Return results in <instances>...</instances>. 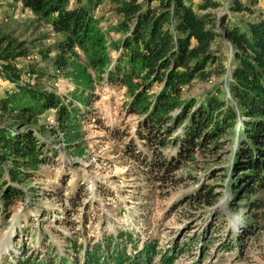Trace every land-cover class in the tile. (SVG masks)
<instances>
[{
  "label": "rangeland",
  "instance_id": "obj_1",
  "mask_svg": "<svg viewBox=\"0 0 264 264\" xmlns=\"http://www.w3.org/2000/svg\"><path fill=\"white\" fill-rule=\"evenodd\" d=\"M212 1L217 7L209 11L225 26L245 30L247 22L264 17V0ZM237 4L248 10L235 9ZM114 8L110 0L90 5L91 33L68 50L67 67L60 68L54 59L63 34L18 0H0V33L26 50L9 60L19 71L16 82L2 73L6 62L0 60V102L8 99V108L0 104V132L30 135L38 149L17 158L0 145V184L25 195L2 202L0 185V264L59 258L84 264L94 250L98 264H264V208L254 205L264 203V190L240 189L241 129L187 150L165 181L159 170L151 173L152 149L139 130L150 109L144 105L161 86L142 85L143 74L123 81L109 75L125 55ZM214 49L224 70L217 74L211 66L210 78L186 85L179 103L200 104L214 95L234 105L232 46L220 38ZM31 91L57 96L72 117L32 100ZM181 133L178 126L173 136ZM157 146L167 155L178 151ZM204 194L212 200L208 205L199 201ZM147 246L153 248L148 260L138 255ZM114 249L125 250L128 259L112 258Z\"/></svg>",
  "mask_w": 264,
  "mask_h": 264
},
{
  "label": "trees",
  "instance_id": "obj_2",
  "mask_svg": "<svg viewBox=\"0 0 264 264\" xmlns=\"http://www.w3.org/2000/svg\"><path fill=\"white\" fill-rule=\"evenodd\" d=\"M18 1L30 12L47 17L51 27L63 34L58 41V53L54 61L58 67L66 68L65 55L68 50L75 44L82 45L91 33L90 5L99 0H74V4L70 6L68 0ZM193 1L110 0L122 19L118 26L123 31L121 43L125 55L108 73L114 81L143 74L142 85L147 88L155 84L161 86L155 98L144 105L147 110L150 109L139 130L143 142L152 149L153 156L149 157L148 166L151 173L159 170L160 181H165L167 173L178 168L175 166L179 165L180 157L190 148L205 146L223 131L231 134L241 129L243 141L236 154L240 159L236 170L242 172L238 178L240 189H244V193H258L264 190V17L247 22L246 29L242 30L238 26L229 27L219 22L209 11L217 7L214 1ZM235 7L248 10L240 4ZM220 38L232 46L231 60L234 67L230 69L232 83L229 90L235 101L234 105L214 95L200 104H195L193 100L186 105L179 103L182 89L186 85L194 79L210 78L215 72L210 69L211 66L219 68L216 70L217 74L224 70L218 51L214 49V44ZM25 51L23 42L0 33V60L6 62L2 73L14 82L17 81L19 71L9 60L24 55ZM28 96L34 101L40 100L42 106L59 111L62 118L72 117L70 107L47 91H31ZM0 104L2 109L8 108V99H3ZM179 105L181 111L178 115L171 116L170 113ZM168 121L169 124L165 127L163 124ZM178 126L182 127V133L173 136ZM158 142L162 147H177V154L167 155L159 149ZM35 144L37 143L31 140L30 135L14 137L0 132V145L17 158L33 154L38 150ZM1 184V190H4L2 202L12 201L11 197L25 196L5 181ZM205 196L207 194L201 195L199 201L203 199L208 205L212 200H207ZM254 205L264 208V203L260 201ZM127 239L130 241V235ZM152 250L151 246H147L143 254L141 251L136 253L148 260V253ZM110 253L118 261L128 259L123 249H114ZM63 259L59 258L60 262L57 263L42 262L68 264ZM84 260V264H98L97 251L91 252ZM16 264H28V259Z\"/></svg>",
  "mask_w": 264,
  "mask_h": 264
},
{
  "label": "built area",
  "instance_id": "obj_3",
  "mask_svg": "<svg viewBox=\"0 0 264 264\" xmlns=\"http://www.w3.org/2000/svg\"><path fill=\"white\" fill-rule=\"evenodd\" d=\"M0 22H1V20H0Z\"/></svg>",
  "mask_w": 264,
  "mask_h": 264
}]
</instances>
